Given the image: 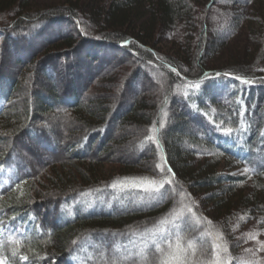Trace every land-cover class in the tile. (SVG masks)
Returning <instances> with one entry per match:
<instances>
[{"label":"trees","instance_id":"obj_1","mask_svg":"<svg viewBox=\"0 0 264 264\" xmlns=\"http://www.w3.org/2000/svg\"><path fill=\"white\" fill-rule=\"evenodd\" d=\"M33 1L0 0V258L161 264L156 244L167 253L192 241L187 264L237 262L242 229L264 220V0H253L258 47L241 62L222 61L233 48L225 23L196 11L228 0L68 1L41 12ZM174 34L175 50L155 49ZM86 47L95 51L83 56ZM10 51L18 74L6 71ZM121 53L133 58L115 66L133 59V71L91 100L88 82ZM82 60L91 72L77 89ZM200 155L209 157L196 164ZM107 164L119 172L105 175Z\"/></svg>","mask_w":264,"mask_h":264},{"label":"rangeland","instance_id":"obj_2","mask_svg":"<svg viewBox=\"0 0 264 264\" xmlns=\"http://www.w3.org/2000/svg\"><path fill=\"white\" fill-rule=\"evenodd\" d=\"M68 1H81L82 3L84 2H88L90 0H34L33 1V10L35 12H41L43 10H48V8L54 6H64ZM111 0H102L103 3H109ZM239 1V0H238ZM241 4L238 6L235 4V2H237V0H228L226 2L220 3L215 5L213 8H211V10L209 11V14H207V12L204 14V9L202 10H196L199 14V18H201V20H203V18L207 17H212V18H216V20L218 21V23H225V36H223V39L226 37L227 40H230V42H227V40L225 41L226 43V47H230L232 46L233 48H230L228 50V53H224L223 56L221 57H225L224 59H222L223 62L228 61V59H233V62H236L237 60L244 61L245 59L242 58V56H244V53H247L249 56H251L253 49L258 47V44L255 43V41L253 40V38L251 39V31L253 30V26H257L258 23V18L257 15H253L255 10H256V4L253 0H240ZM245 3V4H244ZM232 14L236 15L235 17H233V19L230 17ZM263 14V13H260ZM198 18V19H199ZM237 20V21H232V20ZM216 21V22H217ZM229 30L227 29L228 27ZM198 27V31L195 33L194 37L196 39L200 38L201 35V26L199 27V25L197 24ZM227 27V28H226ZM235 29V30H234ZM227 31L230 32V35H226ZM179 32H181V29L179 30ZM253 35V34H252ZM182 37L183 35L181 34L180 36H177L174 34V36H170V35H164L162 38L159 37V41L160 44L157 46V50H159L162 53H166L167 48H175L178 46L177 43L182 42ZM220 38V37H219ZM223 39H219L221 41H223ZM174 41H179L176 43H173ZM197 41V40H196ZM171 44H173L171 46ZM220 44V41H219ZM36 45V44H35ZM176 45V47H175ZM225 50V49H224ZM95 51L94 49L91 48H84V50L82 51V55L84 56V54H88V56L91 55V53ZM11 57L10 59V65L8 67L7 73H11V74H18V72L21 70V68H19V66L17 65V62L19 60L16 59V55H14L11 51ZM99 53L96 52L93 55L99 56ZM115 59L117 61H112V59H108V61H112L113 62V66L108 68L106 66H103L101 69H99L97 74V77H93L87 85L88 88V92L90 95V99L91 100H95V99H100L102 97H107L108 95L107 92H105V95H101L104 91H103V86H107L108 85V81L112 80V79H119L120 76V80H123V78L127 77L125 72H128L129 69L132 72L134 67L136 65V61L134 62L133 59L129 62L130 64H128V66H124L123 64L118 66H115V64L117 62H127L129 61L130 58H133L125 55L123 53L121 54H115ZM16 59V60H15ZM76 59V58H75ZM89 61H92V56L91 59ZM16 62V64H15ZM77 63V61H76ZM90 63L91 62H86L85 60H82L79 67H76L79 71V75L81 74V76L77 79V84L76 87L77 89H79V87H81L83 85V83L89 78V73L91 72L90 70ZM27 64V63H26ZM125 64V63H124ZM21 66V65H20ZM116 67V68H115ZM127 67V69H126ZM264 69V63L261 66ZM126 71H125V70ZM120 70H122L121 72H119ZM94 71V70H93ZM130 72V73H131ZM78 75V76H79ZM94 75V73H93ZM91 76V75H90ZM122 78V79H121ZM125 80V79H124ZM118 82V84H119ZM122 82V81H121ZM120 82V84H121ZM219 83V85L222 84V82L219 81H214ZM47 82H45L46 84ZM154 86H156V81L153 82ZM158 85V84H157ZM152 84L148 85V87L146 88L149 92L146 94H154V97H157L158 95V90L153 89V87L151 88ZM160 87V86H159ZM155 88V87H154ZM158 89V88H157ZM217 89H219V87H217ZM215 89V91L217 90ZM155 90V91H154ZM115 92V91H113ZM118 92V90H117ZM97 94L101 95L98 96ZM104 94V93H103ZM109 94V93H108ZM113 94V93H112ZM200 94H202V91H200ZM136 95L133 92L130 93V95H128V102L130 103L134 97ZM130 98V99H129ZM128 103V104H129ZM125 109V108H124ZM110 155L109 159L110 160H116L117 156H113ZM209 156L207 157H203V156H199L196 157V159L194 160L196 164H201L204 161H206V159H208ZM229 159L231 160L232 163V168H235L236 170H234L233 172L236 175H246V166L243 165V163H241V161L239 160H234L232 158L229 157ZM113 162V161H112ZM105 175H111L114 174L115 172H119V168L116 167H112L110 165H105V168H103ZM223 172L226 173L227 171H225V168L223 167ZM252 180V179H251ZM256 219L258 221H256L255 224L250 223V224H246L244 226V228L242 229L244 231V234L246 236V241H245V245H243L241 247V254L239 256V259L237 262L233 263V264H264V220H262L259 215L255 216ZM261 221V222H260ZM263 222V223H262ZM244 247V248H243Z\"/></svg>","mask_w":264,"mask_h":264},{"label":"snow or ice","instance_id":"obj_3","mask_svg":"<svg viewBox=\"0 0 264 264\" xmlns=\"http://www.w3.org/2000/svg\"><path fill=\"white\" fill-rule=\"evenodd\" d=\"M248 82L249 81L246 80L244 81V83H248ZM225 131L226 133L230 134L233 130L231 128H228L225 129ZM157 167L160 166L157 165ZM161 170L163 171V169ZM144 182L152 185H155L157 183L156 181L148 180L147 178L144 179ZM169 183H171V181H169ZM162 187H163V183H160L159 187L156 188L155 190L159 191V188ZM189 211H191V209H189ZM166 223H168L167 220L160 221L161 225H164ZM161 231H164V229H161ZM153 243L155 244V241H153ZM168 247H169L168 252L164 253V250L158 244H156V251L164 254V259L161 261V264H187L189 255H195V248L192 241H189L187 248L182 247L179 241H177L175 247H173L171 244H169ZM225 251H227V249H225ZM13 255H15V253H13ZM144 258L147 259L146 250L144 252ZM21 259L27 260L28 257L24 256L21 257ZM0 264H7V260L0 258ZM216 264H219V258H217Z\"/></svg>","mask_w":264,"mask_h":264}]
</instances>
